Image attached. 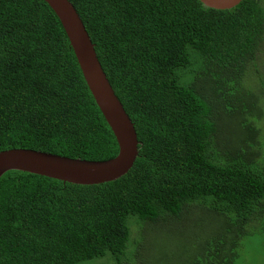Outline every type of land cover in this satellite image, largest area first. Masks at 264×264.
Segmentation results:
<instances>
[{
    "label": "trees",
    "instance_id": "obj_1",
    "mask_svg": "<svg viewBox=\"0 0 264 264\" xmlns=\"http://www.w3.org/2000/svg\"><path fill=\"white\" fill-rule=\"evenodd\" d=\"M69 1L134 124L138 156L127 174L99 185L6 172L0 264H132L137 252L123 261L129 217L143 233L199 210L215 218L216 231L193 239L181 260L150 264H264L261 131L249 123L244 149L226 148L220 126L245 113L243 101L248 115L260 104L243 92L262 85L255 80L264 0L230 10L199 0ZM197 82L212 86L214 98ZM16 148L89 161L118 154L63 28L42 0H0V152Z\"/></svg>",
    "mask_w": 264,
    "mask_h": 264
},
{
    "label": "water",
    "instance_id": "obj_2",
    "mask_svg": "<svg viewBox=\"0 0 264 264\" xmlns=\"http://www.w3.org/2000/svg\"><path fill=\"white\" fill-rule=\"evenodd\" d=\"M59 20L74 52L86 86L109 126L118 146V154L105 161H89L31 149L0 152V178L19 171L75 185H99L113 182L133 167L138 156L137 134L130 117L114 93L97 58L94 45L69 0H42ZM206 8L230 10L243 0H199Z\"/></svg>",
    "mask_w": 264,
    "mask_h": 264
},
{
    "label": "rangeland",
    "instance_id": "obj_3",
    "mask_svg": "<svg viewBox=\"0 0 264 264\" xmlns=\"http://www.w3.org/2000/svg\"><path fill=\"white\" fill-rule=\"evenodd\" d=\"M258 67V78L255 81H261L257 88H253L256 84H252V88L246 85L243 93L250 101L253 97H258V108H247L250 115L246 113L247 102L243 101L244 114L237 118H224L222 124V141L226 148H241L244 149L243 142L246 140L248 134L247 125L254 123L260 128L261 135L258 136V143L264 148V56H259L256 62ZM197 88L201 89L207 98H214L211 93L212 86H205L197 82ZM263 99V101H262ZM245 103V106H244ZM263 112V113H261ZM261 114V120L257 118ZM248 145H252V141H247ZM264 161V158H262ZM138 219L134 216L129 217L130 227V241L128 248L123 256L124 263L132 262V264H150L161 260L160 263L165 262L169 257L175 256L181 260L183 253L190 249L193 239L204 237L209 230L216 231L217 221L204 210H199L192 214V216H184L178 223L172 225L159 224L157 226L143 229V234L139 230ZM155 230V231H150ZM143 235V236H142ZM138 244L140 246L138 247ZM138 247V248H137ZM101 260V261H100ZM94 260L83 264H114L110 259ZM82 264V263H81Z\"/></svg>",
    "mask_w": 264,
    "mask_h": 264
},
{
    "label": "crops",
    "instance_id": "obj_4",
    "mask_svg": "<svg viewBox=\"0 0 264 264\" xmlns=\"http://www.w3.org/2000/svg\"><path fill=\"white\" fill-rule=\"evenodd\" d=\"M81 71V70H80Z\"/></svg>",
    "mask_w": 264,
    "mask_h": 264
}]
</instances>
